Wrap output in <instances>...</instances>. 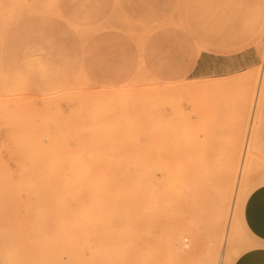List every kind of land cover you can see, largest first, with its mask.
Returning a JSON list of instances; mask_svg holds the SVG:
<instances>
[{
  "label": "rangeland",
  "instance_id": "1",
  "mask_svg": "<svg viewBox=\"0 0 264 264\" xmlns=\"http://www.w3.org/2000/svg\"><path fill=\"white\" fill-rule=\"evenodd\" d=\"M260 188L264 0H0V264H235Z\"/></svg>",
  "mask_w": 264,
  "mask_h": 264
},
{
  "label": "crops",
  "instance_id": "2",
  "mask_svg": "<svg viewBox=\"0 0 264 264\" xmlns=\"http://www.w3.org/2000/svg\"><path fill=\"white\" fill-rule=\"evenodd\" d=\"M198 68L197 63L193 70ZM242 213L244 229L253 239L254 248L239 256L235 264H264V188L245 200Z\"/></svg>",
  "mask_w": 264,
  "mask_h": 264
},
{
  "label": "bare ground",
  "instance_id": "3",
  "mask_svg": "<svg viewBox=\"0 0 264 264\" xmlns=\"http://www.w3.org/2000/svg\"><path fill=\"white\" fill-rule=\"evenodd\" d=\"M156 114H158V113H156ZM155 125H157V123H156ZM251 126H252V124H251ZM250 130H252V129H250ZM250 130H249V131H250ZM249 133H250V135H251L252 131H250ZM250 135H248V133H247V136L250 137ZM248 140H249V139H248ZM248 140H246L247 143H248ZM246 147H247V145H246ZM244 149H246V148L244 147ZM247 149H248V147H247ZM240 152H241V151H240ZM246 152H247V151H246ZM246 152H245V153H246ZM243 153H244V152H243ZM246 154H247V153H246ZM246 154H245V155H246ZM241 165H242V164H241ZM242 168H243V165L240 166V168H239V172H238V174H237L239 177H241L242 174H243ZM235 175H236V174H235ZM236 177H237V176H236ZM239 179H240V178H239ZM234 180H235V179H234ZM237 185H238V183H237ZM234 187H235V186H234ZM236 192H237V191H236ZM228 216H229V215H228ZM227 220H228V219H227ZM222 234H223V232H222ZM227 236H228V233H226V236H225V238H224L225 241H226ZM224 239H223V240H224ZM223 242H224V241H223ZM220 248H222V247H220Z\"/></svg>",
  "mask_w": 264,
  "mask_h": 264
}]
</instances>
